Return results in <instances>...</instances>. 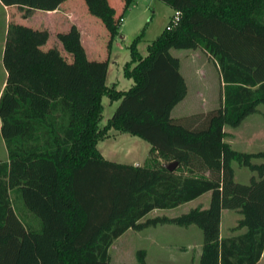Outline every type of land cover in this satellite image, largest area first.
Listing matches in <instances>:
<instances>
[{
	"label": "trees",
	"instance_id": "16d2710c",
	"mask_svg": "<svg viewBox=\"0 0 264 264\" xmlns=\"http://www.w3.org/2000/svg\"><path fill=\"white\" fill-rule=\"evenodd\" d=\"M61 1L0 0L42 10ZM161 1L178 17L172 21L170 14L144 54L136 48L138 36L130 40L125 89L105 83L104 67L93 72L73 23L56 34L71 57L60 68L55 50L37 48L46 28L24 25L25 44L3 45L0 264H108V246L124 230L164 222L200 229L196 264H257L264 246V149L232 147L224 128L264 103V0ZM84 2L112 37L131 0H122L118 14L108 0ZM171 47L200 48L214 60L222 81L216 107L170 115L186 91ZM103 94L118 103L99 125ZM109 128L146 140L151 160L135 165L105 158L96 143ZM233 161L255 174L234 180ZM11 191L21 202L19 214ZM205 191L206 206L147 215ZM222 208L236 210L231 228L244 230L220 236ZM144 254L135 250L138 264H145Z\"/></svg>",
	"mask_w": 264,
	"mask_h": 264
},
{
	"label": "rangeland",
	"instance_id": "374dc122",
	"mask_svg": "<svg viewBox=\"0 0 264 264\" xmlns=\"http://www.w3.org/2000/svg\"><path fill=\"white\" fill-rule=\"evenodd\" d=\"M111 3L115 8V14L120 13L122 0L111 1ZM75 5L78 10H81L80 3H75ZM64 7L63 5L62 8ZM171 13V7L161 0H132L130 5L122 10L118 31L112 37L109 34L99 35L98 32L92 44L84 43L93 72L101 73L104 67L106 84L113 83L118 89L127 88L131 79L123 75L122 64L129 59L128 44L130 40L138 36L136 48L139 53L144 54L146 45L157 36ZM61 16L66 21H57L56 24H52L50 19L53 15H49L48 12L19 4L4 5L0 2V90L5 77L1 63L2 47L10 43L25 44L22 34L24 25L49 28L51 36L47 43V49H55L57 53L62 55L60 56L61 59H53L56 68H60L59 65L62 66L63 64L69 65L68 57L70 54L62 48L60 42H57L56 36L57 32L64 31L69 26L67 13ZM98 21L102 23L100 19ZM102 25L104 24L102 23ZM104 29H106L105 26ZM169 51L172 55L177 56L179 71L186 85L184 96L175 103L170 115L174 116L178 113L177 116H180L204 111L213 108V106L216 107L217 102L215 101L218 97L220 98V75L214 60L200 48L171 47ZM96 64H102V66L99 68ZM64 69L67 70L65 67L60 70ZM100 103L101 116L98 123L102 125L106 118L111 115L118 99L110 100L107 95L103 94ZM243 127L247 126L244 124ZM225 129L234 134L231 137L233 145H230L236 148L239 145L236 128L225 126ZM97 146L105 158L120 162L143 164V162H149L154 155L148 152L149 143L146 140L128 132H117L113 128H109L106 134L98 140ZM0 157H5V148L1 138ZM252 160L256 161V158H252ZM232 167L233 178L239 182H246L249 176L255 172L235 161L232 162ZM10 197L15 211L19 214L23 210L19 198L15 197L12 191ZM188 206V204H181L171 208H153L147 215H174L186 211ZM224 210L227 211L220 217V225L222 232L227 233L228 228L235 224L239 214L231 208ZM25 218L30 220L32 224L35 220L27 215ZM190 225V227H194L195 232L189 231L192 228L183 231L181 230L184 229L183 226L170 222L149 225L137 230L127 229L109 244L107 249L108 264H138L135 258L137 248L145 249V264H186L189 255L195 256L194 250L201 238L200 229L195 224ZM186 237H189L190 243L193 245L191 252H184ZM257 264H264V256L260 258Z\"/></svg>",
	"mask_w": 264,
	"mask_h": 264
},
{
	"label": "crops",
	"instance_id": "0c3cea01",
	"mask_svg": "<svg viewBox=\"0 0 264 264\" xmlns=\"http://www.w3.org/2000/svg\"><path fill=\"white\" fill-rule=\"evenodd\" d=\"M108 1L112 5L111 1L116 2L117 0H108ZM75 3H80V5L82 6L81 10H78L76 8ZM130 3H129V5H130ZM63 5L65 6L64 8H62ZM38 10H42V9H38ZM114 10H115V8H114ZM42 11L48 12L49 15H53V17L50 19L51 22H53L52 24H56L57 21H66L63 18V16H61V15L64 13H67V15L69 16V19H68L69 25L71 23H73L79 31V38H80V41L83 45L85 56H86L88 61L90 59H89V56L87 54L84 43L86 42V43L92 44L95 36L98 35V32H99V35L109 34L107 29H104L105 25H102V23H100V21H98L99 18L96 17L95 15L91 14L88 11L84 0H62L56 8L51 9V10H42ZM57 12H59V13H57ZM47 31H48L47 39L45 40L44 43L39 44L37 46L38 50H40L41 52H45V53L47 51H49L47 49V46H48L47 43L49 42L50 36H51L50 32H49V28H47ZM57 42H59L58 39H57ZM53 50H55V49H53ZM60 56H62V55L57 53V57L59 59H61ZM68 59L70 60L69 61V63H70L71 62L70 56L68 57ZM96 74H97V72H96ZM78 78H80V75ZM219 84H220V89H221V85H222L221 79H220ZM220 101L221 100L218 97L217 101H215V102H217L215 104V106H217L220 103ZM174 105L172 106L170 113H171L172 109L174 108ZM177 114H175L173 117H176ZM244 124L247 127H243ZM231 127H235L237 130L238 143H239V145L236 147L237 149L242 150V151H256L258 149H264V103L257 104L255 110L246 114L239 121V123L237 125L231 126ZM114 130L118 132V130H116V129H114ZM107 131H108V129H107ZM225 131L227 132V135L225 136V140L228 141L231 145H233V143L231 141V137L234 136V134L230 131H227L226 129H225ZM119 132H124V131H119ZM98 140H97V142H98ZM96 146H97V143H96ZM97 148H98V146H97ZM99 152L102 154V152L100 150H99ZM260 160H261L260 158H256V162H258ZM137 163L139 164V162H137ZM254 174H255V172H254ZM233 175H234V173H233ZM208 199H209V191H205V192L199 194L198 196H196L195 198L190 199L188 201H185L181 204H188L189 205L188 207H191L194 205L206 206L208 203ZM181 204H178L177 206H179ZM224 209L225 208L221 209L220 217H222L224 212L226 213L227 210H224ZM220 224H221V222L219 220V235L220 236H227V235L235 234V233H238V232H241L242 230H244V227L235 228V229L228 228L227 233H224L221 230ZM181 226H183V225H181ZM190 226H191L190 224L185 225V226H183L184 229H181V230L186 231V230L192 228L189 231L195 232L193 229L194 227H190ZM230 227H231V225H230ZM127 229H131V228H127ZM196 231H197V229H196ZM186 241L187 242L185 244L184 252H188V251L191 252L193 245L190 243L189 237H186ZM200 243H201V238H200V242L196 246V249L194 250L195 256L192 257V255H189L188 261L186 262V264H196L197 258H198V253H199ZM263 256H264V246H263L262 251L260 253V256L257 260V263L260 260V258H262Z\"/></svg>",
	"mask_w": 264,
	"mask_h": 264
},
{
	"label": "built area",
	"instance_id": "2783aa9c",
	"mask_svg": "<svg viewBox=\"0 0 264 264\" xmlns=\"http://www.w3.org/2000/svg\"><path fill=\"white\" fill-rule=\"evenodd\" d=\"M177 17H178V11L174 10V11L172 12L171 20H172V21H175V20L177 19Z\"/></svg>",
	"mask_w": 264,
	"mask_h": 264
},
{
	"label": "water",
	"instance_id": "95a60500",
	"mask_svg": "<svg viewBox=\"0 0 264 264\" xmlns=\"http://www.w3.org/2000/svg\"><path fill=\"white\" fill-rule=\"evenodd\" d=\"M135 165L138 164L137 162L134 163ZM167 167H170V164H166Z\"/></svg>",
	"mask_w": 264,
	"mask_h": 264
}]
</instances>
